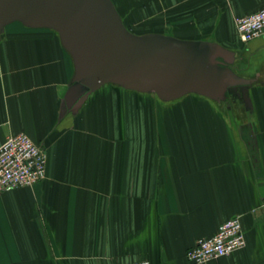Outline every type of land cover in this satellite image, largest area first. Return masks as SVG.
<instances>
[{
	"label": "crops",
	"instance_id": "crops-1",
	"mask_svg": "<svg viewBox=\"0 0 264 264\" xmlns=\"http://www.w3.org/2000/svg\"><path fill=\"white\" fill-rule=\"evenodd\" d=\"M113 1L123 18L121 8L145 2L146 17L158 19L151 32L235 50V71L258 79L256 114L240 101L165 104L116 86L64 112L74 68L59 35L8 25L0 145L24 132L48 166L33 187L0 188V264H190L188 250L233 216L246 246L203 264H264V36L243 43L235 26L264 0Z\"/></svg>",
	"mask_w": 264,
	"mask_h": 264
},
{
	"label": "water",
	"instance_id": "water-1",
	"mask_svg": "<svg viewBox=\"0 0 264 264\" xmlns=\"http://www.w3.org/2000/svg\"><path fill=\"white\" fill-rule=\"evenodd\" d=\"M16 22L55 31L70 55L64 112L77 113L104 86L152 94L165 104L188 95L223 103L236 93L253 110L258 79L235 71V50L212 40L134 33L113 0H0V36Z\"/></svg>",
	"mask_w": 264,
	"mask_h": 264
},
{
	"label": "built area",
	"instance_id": "built-area-1",
	"mask_svg": "<svg viewBox=\"0 0 264 264\" xmlns=\"http://www.w3.org/2000/svg\"><path fill=\"white\" fill-rule=\"evenodd\" d=\"M238 39L248 43L264 36V8L235 20ZM48 155L45 149L28 134L10 135L0 145V188L3 190L33 187L47 176ZM247 244L246 232L240 216L223 222L211 237L199 239L187 252L190 264L229 256ZM130 264H151L138 260Z\"/></svg>",
	"mask_w": 264,
	"mask_h": 264
},
{
	"label": "rangeland",
	"instance_id": "rangeland-1",
	"mask_svg": "<svg viewBox=\"0 0 264 264\" xmlns=\"http://www.w3.org/2000/svg\"><path fill=\"white\" fill-rule=\"evenodd\" d=\"M139 5L140 7L136 8L137 10L135 9V7H133L132 9L129 8L128 10L121 8V11L125 17L123 19L128 29H130L132 32L137 33V34L149 33L152 31V29H154L153 21L158 20V19L146 17V3L145 2H140ZM16 23L21 24L19 22H16ZM167 34L174 35L172 33H167ZM246 113L250 118H253L256 114L253 110L250 112H246Z\"/></svg>",
	"mask_w": 264,
	"mask_h": 264
},
{
	"label": "flooded vegetation",
	"instance_id": "flooded-vegetation-1",
	"mask_svg": "<svg viewBox=\"0 0 264 264\" xmlns=\"http://www.w3.org/2000/svg\"><path fill=\"white\" fill-rule=\"evenodd\" d=\"M235 66V65H234ZM239 95H237L236 93L230 95L228 102L230 103H235V102H239L241 99L240 97H238Z\"/></svg>",
	"mask_w": 264,
	"mask_h": 264
}]
</instances>
